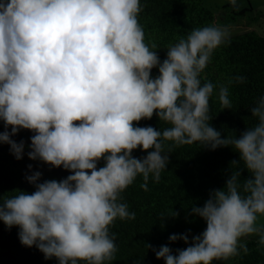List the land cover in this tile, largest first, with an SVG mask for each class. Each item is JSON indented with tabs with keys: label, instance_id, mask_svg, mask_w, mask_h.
Wrapping results in <instances>:
<instances>
[{
	"label": "clouds",
	"instance_id": "9594fccd",
	"mask_svg": "<svg viewBox=\"0 0 264 264\" xmlns=\"http://www.w3.org/2000/svg\"><path fill=\"white\" fill-rule=\"evenodd\" d=\"M142 10L140 0H0V143L17 160L27 147L30 160L70 173L42 180V171L29 164L25 179L34 191L17 189L0 202V221L9 230L17 226L21 245L35 246L45 260L113 261L118 248L110 226L136 218L121 193L138 176L147 191L173 150L193 143L209 150L230 146L240 159L230 162L223 188L191 207L189 215L206 222L203 232L191 240L190 229L171 234L170 242L188 245L175 253L168 245L147 248L165 264H212L247 253L242 237L259 233L264 244V230L256 226L264 216V96L250 109L254 126L222 136L210 123L216 86L200 77L213 51L229 40L227 27L193 29L161 61L157 45L145 43ZM218 98L222 109H232L227 85L219 86ZM154 113L170 127L134 124ZM22 129L33 133L27 145L13 139ZM138 148L147 154L135 157ZM244 170L249 175L242 179ZM178 216L173 211L162 221Z\"/></svg>",
	"mask_w": 264,
	"mask_h": 264
},
{
	"label": "trees",
	"instance_id": "16d2710c",
	"mask_svg": "<svg viewBox=\"0 0 264 264\" xmlns=\"http://www.w3.org/2000/svg\"><path fill=\"white\" fill-rule=\"evenodd\" d=\"M143 10L138 20L145 33V43L157 45V53L163 61L167 56V48L186 36L195 28L209 25L226 26L243 16L251 7H235L231 2L222 5L218 15L202 4V0H140ZM228 5L231 10L224 9ZM158 69H152L153 77ZM246 77L243 83H237L235 77ZM202 82H211L216 87L210 98L211 125L221 131L222 136L237 135L247 127L257 122L251 116L250 109L256 101L264 96V35L250 29L229 35V40L216 48L210 63L201 73ZM232 81L229 83V81ZM227 85L232 109H222L218 98L219 86ZM138 126H153L164 129L170 125L161 122L153 115L149 119L134 122ZM10 130V129H9ZM0 131H4L3 121H0ZM33 133L22 129L13 139L19 142L23 139L26 145L30 143ZM171 143V142H166ZM9 145L0 143V202L3 198L18 194V190L29 193L34 186L25 179V174H31L27 168L33 165L32 171L40 170L43 179H62L70 173L61 168H50L41 161L30 160L25 155L21 160L9 151ZM139 148L133 151L137 158L146 155ZM240 154L232 147H220L209 150L199 143L176 147L170 154L167 169L161 173L159 182L151 177L147 182V191L141 184L142 176L121 193V202L128 205L130 212H135L134 220L117 218L110 226V233H115L118 251L115 259L108 264H165L157 259L155 253L147 248L151 244L157 250L161 245H168L173 252L177 248L184 249L188 245L182 240L169 241L171 234L186 233L190 229L189 238L203 232L206 222L189 215L192 206H203L208 198L209 190L223 188L227 179L226 171L234 166L232 160H239ZM103 166V160L98 167ZM240 167L243 168L241 162ZM249 175L247 170L242 173V179ZM179 212L176 218L162 216L171 212ZM161 223L164 227H161ZM264 224L261 226V229ZM19 228L13 226L9 230L0 221V264H58L56 258L44 259V255L35 246L28 248L21 245L18 238ZM240 243L246 245L248 251L240 250L239 255L228 260H214L212 264H264V244L256 236H250ZM80 264H84L83 261Z\"/></svg>",
	"mask_w": 264,
	"mask_h": 264
},
{
	"label": "rangeland",
	"instance_id": "374dc122",
	"mask_svg": "<svg viewBox=\"0 0 264 264\" xmlns=\"http://www.w3.org/2000/svg\"><path fill=\"white\" fill-rule=\"evenodd\" d=\"M231 0H202V4L210 8L215 15H218L222 11V5ZM238 6L247 8V5L251 7V10H247L243 16H239L235 21L226 25L229 35L242 32L245 30H254L259 34L264 35V0H236ZM233 7L228 5L224 9L231 10ZM264 224V216H259L256 221V226L260 227ZM264 230V227L262 228ZM250 236H256L260 239V234H253L242 237L240 242Z\"/></svg>",
	"mask_w": 264,
	"mask_h": 264
}]
</instances>
